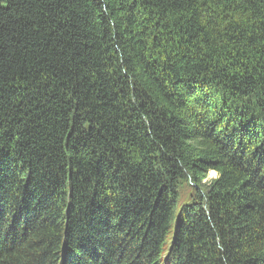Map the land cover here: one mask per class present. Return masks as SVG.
<instances>
[{
    "label": "trees",
    "instance_id": "obj_1",
    "mask_svg": "<svg viewBox=\"0 0 264 264\" xmlns=\"http://www.w3.org/2000/svg\"><path fill=\"white\" fill-rule=\"evenodd\" d=\"M0 264H264V0H0Z\"/></svg>",
    "mask_w": 264,
    "mask_h": 264
},
{
    "label": "rangeland",
    "instance_id": "obj_2",
    "mask_svg": "<svg viewBox=\"0 0 264 264\" xmlns=\"http://www.w3.org/2000/svg\"><path fill=\"white\" fill-rule=\"evenodd\" d=\"M215 178H217V173L211 172L208 178L203 182V185H207L211 180H214ZM196 192L197 189L195 188L194 184H192L191 182L184 183L180 188V200L178 203V209L182 207V205L190 203L196 195Z\"/></svg>",
    "mask_w": 264,
    "mask_h": 264
}]
</instances>
